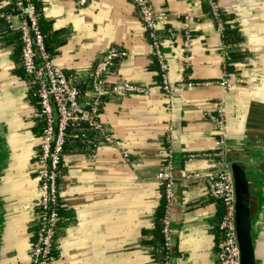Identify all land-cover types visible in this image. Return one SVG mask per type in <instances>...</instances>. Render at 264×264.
Here are the masks:
<instances>
[{"label": "crops", "instance_id": "1", "mask_svg": "<svg viewBox=\"0 0 264 264\" xmlns=\"http://www.w3.org/2000/svg\"><path fill=\"white\" fill-rule=\"evenodd\" d=\"M149 2L171 83L168 99L157 89L158 66L130 0H93L82 7L75 0H37L51 58L83 92L91 67L110 46L126 55L114 62L109 82L129 80L151 89L104 99L100 117L119 147L93 150L67 140L59 178L64 225L50 264L159 262L163 196L155 171L167 158V133L175 178L168 264H214L220 206L209 194L207 174L214 166L202 154L214 149L215 134L202 112L216 103L224 116L225 158L246 167L256 214V261L264 264V0H214L225 21L236 26L237 48L246 54L234 63L227 88L175 85L180 78L207 82L219 77V37L206 1ZM183 14H190L187 50L182 45ZM0 32V264H30L37 197L30 168L42 122L32 114L37 100L20 65L18 33L6 25ZM122 149L129 162L123 160ZM187 154L196 156L187 159ZM190 171L200 177L184 178Z\"/></svg>", "mask_w": 264, "mask_h": 264}, {"label": "built area", "instance_id": "2", "mask_svg": "<svg viewBox=\"0 0 264 264\" xmlns=\"http://www.w3.org/2000/svg\"><path fill=\"white\" fill-rule=\"evenodd\" d=\"M14 12L0 10V18L4 19L11 31L19 33L20 65L29 77L35 90L37 108L32 114L38 117L42 124L37 137L38 153L31 165V172L36 182V229L35 239L29 248L30 264H50L53 250L63 229L59 225L64 221L60 209L65 207L61 198V164L64 147L69 138L81 137L85 143L98 150L104 146L119 147L114 132L100 117L102 103L109 96H128L133 94H148L147 84L135 83L129 80L109 82L108 75L111 67L119 58L126 55L124 50L115 46L106 48L91 67L88 76L89 88L82 92L75 83L74 77H68L63 69L55 64L51 55L46 51L43 36L38 28L37 11L34 0H12ZM77 6H84L93 0H75ZM210 15L215 23L218 34V53L222 59L219 77L207 82L183 81L181 78L175 83L178 88H189L206 83L222 87H230L229 77L232 72L225 69L229 62V55L221 42L222 22L214 0H205ZM136 8L143 28L150 41L152 54L156 60L160 82L158 91L166 99L171 96V83L167 74V66L160 50L156 32V20L149 0H130ZM16 18V22H14ZM190 14L182 15L184 39L183 49L189 48L191 34L188 30ZM173 37L174 32H169ZM234 65V64H233ZM211 123L214 131V149L202 155L208 158L214 170L208 172L207 180L210 185L209 194L222 203L223 211L217 222L219 240L215 251L214 264H238V248L235 241L233 223V191L231 176L228 169L229 162L225 159L224 116L222 107L217 104L211 110L202 112ZM84 130H90L87 135ZM168 130L170 128L168 127ZM169 132V131H168ZM168 133L165 135L167 158L155 171V178L162 185L163 213L161 217L160 233L162 236L163 264H168L170 245V209L173 199L174 176L172 174ZM125 162H129V154L122 149ZM187 154V159L195 157ZM198 172H187L184 178H199Z\"/></svg>", "mask_w": 264, "mask_h": 264}, {"label": "water", "instance_id": "3", "mask_svg": "<svg viewBox=\"0 0 264 264\" xmlns=\"http://www.w3.org/2000/svg\"><path fill=\"white\" fill-rule=\"evenodd\" d=\"M233 191V223L238 248V264H258L255 255L256 214L252 211L250 185L246 167L239 162H229Z\"/></svg>", "mask_w": 264, "mask_h": 264}, {"label": "trees", "instance_id": "4", "mask_svg": "<svg viewBox=\"0 0 264 264\" xmlns=\"http://www.w3.org/2000/svg\"><path fill=\"white\" fill-rule=\"evenodd\" d=\"M34 3H35L36 11L38 14V16H37L38 28L40 30V33L43 36V42L45 45V49L50 55H52L51 54L52 52L50 51L52 48L48 44V33H47L46 27L44 26V23L41 19V12L39 10V6L37 5V0H34ZM204 4H205V2H204ZM206 8L208 9L207 6H206ZM0 10L6 11V12H14L15 6L13 4V1L12 0H6V3H4V4L2 3V6H0ZM218 12H219V14H218L219 19L222 22V30H221L220 39H221V42L224 45V47H225V49L229 55V58H230L229 62L225 66V69H226V71L231 72L233 70V64L237 61H240L246 54H244L243 51H241V50H239V48H237V43L240 40V36H239V32H238L236 26L227 23L225 21L226 16H224V14L222 12H220V11H218ZM4 25H6V27H7L6 21L4 19L0 18V27L4 26ZM13 32H15V31H13ZM16 33H18V32H16ZM0 34H1V32H0ZM18 37H19V33H18ZM19 40H20V38H19ZM20 46H21V44H20ZM158 76H159V74H158ZM87 81H88V79H87ZM86 83L88 84V82H86ZM78 86L81 89V91L83 92V89L81 88L80 84H78ZM87 86L89 88V85H87ZM84 131L86 132V134L88 136L91 135V133H92L90 130H84ZM69 139H72V138H69ZM73 140H77V141H81L82 143H85V140L81 137L74 138ZM215 200L219 203V206H220V213H219V216L217 219V222H218V220L222 214L223 207H222V203L220 200H218V199H215ZM63 208H61L60 211L61 210L65 211ZM162 211H163V203H162ZM162 211H161V214L159 217L160 218V228H161V217H162V213H163ZM63 213L65 214V212H63ZM217 222H216V225H217ZM59 225L63 226L64 222H61ZM162 243H163V241H162V236L160 233V243H159V256L160 257L158 259L159 262L157 264H163L162 261H163L164 251L162 248ZM55 250L56 249L53 250L52 256L55 254Z\"/></svg>", "mask_w": 264, "mask_h": 264}, {"label": "rangeland", "instance_id": "5", "mask_svg": "<svg viewBox=\"0 0 264 264\" xmlns=\"http://www.w3.org/2000/svg\"><path fill=\"white\" fill-rule=\"evenodd\" d=\"M14 22H16V20H14ZM256 242H257V240H256Z\"/></svg>", "mask_w": 264, "mask_h": 264}]
</instances>
